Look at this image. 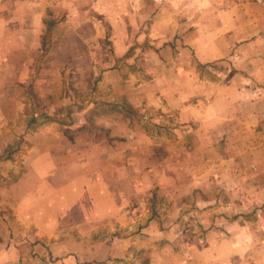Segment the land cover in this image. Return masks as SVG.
<instances>
[{
    "label": "rangeland",
    "instance_id": "1",
    "mask_svg": "<svg viewBox=\"0 0 264 264\" xmlns=\"http://www.w3.org/2000/svg\"><path fill=\"white\" fill-rule=\"evenodd\" d=\"M80 263L264 264V0H0V264Z\"/></svg>",
    "mask_w": 264,
    "mask_h": 264
},
{
    "label": "crops",
    "instance_id": "2",
    "mask_svg": "<svg viewBox=\"0 0 264 264\" xmlns=\"http://www.w3.org/2000/svg\"><path fill=\"white\" fill-rule=\"evenodd\" d=\"M38 181V180H37Z\"/></svg>",
    "mask_w": 264,
    "mask_h": 264
},
{
    "label": "trees",
    "instance_id": "3",
    "mask_svg": "<svg viewBox=\"0 0 264 264\" xmlns=\"http://www.w3.org/2000/svg\"><path fill=\"white\" fill-rule=\"evenodd\" d=\"M81 264V263H80Z\"/></svg>",
    "mask_w": 264,
    "mask_h": 264
}]
</instances>
